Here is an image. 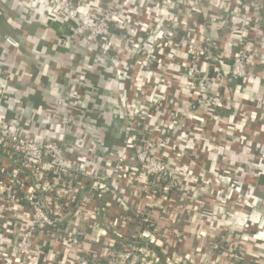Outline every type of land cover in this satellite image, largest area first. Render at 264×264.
<instances>
[{
	"label": "built area",
	"instance_id": "obj_1",
	"mask_svg": "<svg viewBox=\"0 0 264 264\" xmlns=\"http://www.w3.org/2000/svg\"><path fill=\"white\" fill-rule=\"evenodd\" d=\"M45 1L80 35L92 70L38 121L24 114L14 73L0 76V264H250L264 243L251 219H264V199L252 197L264 100L247 95L264 77L252 70L264 55L260 2ZM210 24L219 40L232 27L239 40L203 42ZM101 80L117 85V101L102 100L110 114L92 109ZM110 115L116 148L103 142Z\"/></svg>",
	"mask_w": 264,
	"mask_h": 264
},
{
	"label": "crops",
	"instance_id": "obj_2",
	"mask_svg": "<svg viewBox=\"0 0 264 264\" xmlns=\"http://www.w3.org/2000/svg\"><path fill=\"white\" fill-rule=\"evenodd\" d=\"M45 6V0H0V57L12 64L5 65L7 69L1 67L0 76L9 71L14 73L11 83L29 106L24 114L28 115L34 110L36 121L50 118L45 112L46 106L63 107L68 102L67 96L74 93V87H82L90 77L87 72L92 70L91 59L81 43L80 35L63 22L49 17ZM5 34L19 39L18 50L2 41ZM257 63L259 65L252 67V70L260 75L264 70L263 54ZM113 83L100 81L96 88L99 103L101 100L98 96L106 97L103 95L108 93L117 101V85ZM259 86L264 92L263 78L256 85L257 88ZM88 88L92 90L91 86ZM222 112L228 114L230 109L225 108ZM88 118L82 119L90 121ZM254 191L264 199V176L259 178ZM259 247L262 248L260 256L250 250L247 256L250 264H264V244Z\"/></svg>",
	"mask_w": 264,
	"mask_h": 264
},
{
	"label": "trees",
	"instance_id": "obj_3",
	"mask_svg": "<svg viewBox=\"0 0 264 264\" xmlns=\"http://www.w3.org/2000/svg\"><path fill=\"white\" fill-rule=\"evenodd\" d=\"M258 2H260V4L262 5V13L264 14V1L262 0H257ZM219 5H212V7H208L206 9V12L208 14H211L213 15L215 13V10H216V7L218 8ZM80 15L81 16H84L85 13L83 11H80ZM226 19L230 22V23H235L236 21H238L239 17H238V14L237 13H233V12H229L227 15H226ZM220 31V25H216V24H210L208 25L207 27H205L203 30H202V35H201V39L203 42H208V43H211L216 41L219 45L220 48H228V47H232L233 43L237 42L239 40V35L235 32L234 28H230V33L224 38V39H221L219 40L218 38V32ZM259 59V58H258ZM260 60H261V57H260ZM258 61V60H257ZM257 61L255 63H253L252 67H255L256 65H259V63H257ZM262 76H264V70L261 71V74ZM264 79V77H263ZM258 85V84H256ZM255 84H253V86L251 87V94L249 96V92L247 93V95L250 97V98H258L259 100H264V92L261 88V86H259V88L256 87ZM257 88L256 91H254L255 89ZM135 141V138L134 140ZM253 200H254V203L256 205H259V202L260 200L262 199L260 196H258L256 194V191L253 192ZM251 219L253 221H258L261 225H263L262 227H264V219H260V217H258V215H253L251 217ZM261 238L264 240V237L261 236ZM256 239V237H255ZM260 244L258 243H255L254 245H252V252L257 254L258 256H260L261 253L260 250L262 251V248L259 247V246H262L264 243L262 242V240H259L258 241ZM262 255H264L262 253Z\"/></svg>",
	"mask_w": 264,
	"mask_h": 264
},
{
	"label": "flooded vegetation",
	"instance_id": "obj_4",
	"mask_svg": "<svg viewBox=\"0 0 264 264\" xmlns=\"http://www.w3.org/2000/svg\"><path fill=\"white\" fill-rule=\"evenodd\" d=\"M103 96H106V97L99 98L98 96V99L101 100L100 103L97 101V99L91 103L92 109L96 110L97 113L98 112L102 113L104 111L110 114V107H107L105 109L102 108V104H103L102 100H105V101H107L108 99L111 100V95L108 93V94H104ZM110 117H111L110 119L105 120L107 129H105L104 131L106 132V134L104 135L103 142L105 143V145L109 146L110 148H116L115 146H117L120 143L119 130L121 128V124L114 115L113 116L110 115Z\"/></svg>",
	"mask_w": 264,
	"mask_h": 264
},
{
	"label": "rangeland",
	"instance_id": "obj_5",
	"mask_svg": "<svg viewBox=\"0 0 264 264\" xmlns=\"http://www.w3.org/2000/svg\"><path fill=\"white\" fill-rule=\"evenodd\" d=\"M3 73H4V71H3Z\"/></svg>",
	"mask_w": 264,
	"mask_h": 264
}]
</instances>
